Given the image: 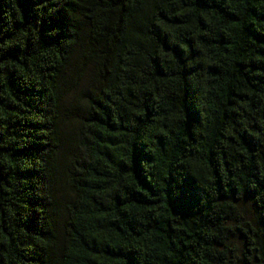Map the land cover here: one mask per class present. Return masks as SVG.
Segmentation results:
<instances>
[{"label": "trees", "instance_id": "obj_1", "mask_svg": "<svg viewBox=\"0 0 264 264\" xmlns=\"http://www.w3.org/2000/svg\"><path fill=\"white\" fill-rule=\"evenodd\" d=\"M0 264H264V0H0Z\"/></svg>", "mask_w": 264, "mask_h": 264}, {"label": "rangeland", "instance_id": "obj_2", "mask_svg": "<svg viewBox=\"0 0 264 264\" xmlns=\"http://www.w3.org/2000/svg\"><path fill=\"white\" fill-rule=\"evenodd\" d=\"M238 222L239 221H250L252 219L253 216V209L252 206L250 204V202L248 200H242L240 202H238ZM233 243H235L237 245V253L240 254V249H241V238L238 235H233Z\"/></svg>", "mask_w": 264, "mask_h": 264}]
</instances>
